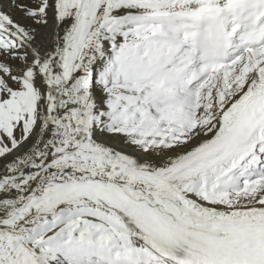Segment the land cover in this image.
Listing matches in <instances>:
<instances>
[{
  "label": "snow or ice",
  "instance_id": "1",
  "mask_svg": "<svg viewBox=\"0 0 264 264\" xmlns=\"http://www.w3.org/2000/svg\"><path fill=\"white\" fill-rule=\"evenodd\" d=\"M0 264H264V0H0Z\"/></svg>",
  "mask_w": 264,
  "mask_h": 264
}]
</instances>
